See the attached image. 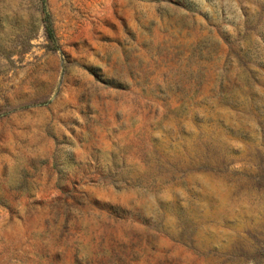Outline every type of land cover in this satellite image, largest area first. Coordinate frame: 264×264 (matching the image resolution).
Returning a JSON list of instances; mask_svg holds the SVG:
<instances>
[{
    "label": "rangeland",
    "instance_id": "obj_1",
    "mask_svg": "<svg viewBox=\"0 0 264 264\" xmlns=\"http://www.w3.org/2000/svg\"><path fill=\"white\" fill-rule=\"evenodd\" d=\"M0 0V264H264V0Z\"/></svg>",
    "mask_w": 264,
    "mask_h": 264
},
{
    "label": "trees",
    "instance_id": "obj_2",
    "mask_svg": "<svg viewBox=\"0 0 264 264\" xmlns=\"http://www.w3.org/2000/svg\"><path fill=\"white\" fill-rule=\"evenodd\" d=\"M40 5H41L40 20L42 23L43 32L45 34L46 39L48 41H52L53 39L52 31L49 25L48 13H46L44 9L43 0H40Z\"/></svg>",
    "mask_w": 264,
    "mask_h": 264
}]
</instances>
